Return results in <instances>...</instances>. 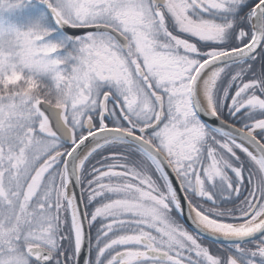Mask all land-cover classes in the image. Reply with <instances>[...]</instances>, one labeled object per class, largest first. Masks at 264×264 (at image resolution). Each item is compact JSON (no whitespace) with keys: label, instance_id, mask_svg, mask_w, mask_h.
Wrapping results in <instances>:
<instances>
[{"label":"snow or ice","instance_id":"snow-or-ice-1","mask_svg":"<svg viewBox=\"0 0 264 264\" xmlns=\"http://www.w3.org/2000/svg\"><path fill=\"white\" fill-rule=\"evenodd\" d=\"M0 264H264V0H0Z\"/></svg>","mask_w":264,"mask_h":264}]
</instances>
